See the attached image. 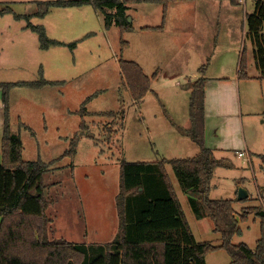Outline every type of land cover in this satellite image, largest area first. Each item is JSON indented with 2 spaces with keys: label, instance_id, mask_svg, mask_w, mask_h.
<instances>
[{
  "label": "rangeland",
  "instance_id": "1",
  "mask_svg": "<svg viewBox=\"0 0 264 264\" xmlns=\"http://www.w3.org/2000/svg\"><path fill=\"white\" fill-rule=\"evenodd\" d=\"M47 1L55 0H0V11L6 7L13 10L0 15V29L8 33L6 37L0 35V84L37 82L42 74L46 80L60 82L38 90L15 87L11 91L12 133L22 139L25 161H56L44 177L48 187L46 196L51 202L47 214L54 220L55 229L52 232L51 226L49 239L104 244L117 237L116 197L122 161L191 158L199 153V147L173 126L168 112H173L174 100L184 103L186 92L182 91L191 93L195 81L192 74L199 73L203 66L208 75L214 74L219 63H223V74L234 75L245 49L248 72L258 75L253 46L247 38L246 18L254 11L256 0L173 3L168 7L167 31L158 41L154 34L139 28L158 23L163 9L160 4H130L127 14L133 30L122 35L115 24L107 28L104 16L92 5L56 9L45 17L36 16L38 3ZM29 24L43 26L48 38L63 45L41 48L39 36ZM121 41L128 42L124 49ZM74 42L75 48L68 46ZM148 44L159 50L154 52L153 59L150 52L145 53ZM121 59L145 60L149 64L146 72L150 76L153 72L157 74V80L152 83L157 91L143 102L135 101L123 82ZM181 72L187 78L164 84L169 76ZM255 83L246 103L247 95L243 91L245 118L242 117L238 126L242 142L250 146L251 156L239 157L241 151L236 150L242 148L235 143L232 122L225 125L231 131L222 139L223 149L214 151L217 158L231 160L234 168L216 170L210 198L233 200L238 218L244 208L264 205V114L260 113L262 108L264 111V82ZM165 88H168L166 97H172L168 110L161 100ZM1 91L0 163L5 121ZM93 95L85 106L88 113L82 116L83 104ZM248 109L255 110L252 116L247 115ZM107 112L112 114H101ZM179 112L178 120L183 122L185 118L187 128L189 108L185 105ZM82 122L88 132L81 135L75 158H61L70 149L72 138L80 132ZM167 170L196 239L219 244L221 236L214 232L212 220L195 215L172 167L168 166ZM240 188L248 192V200H238ZM240 228L241 234L234 237L233 243L256 248L261 238L260 220L254 216L247 221L240 220ZM227 254L221 252L211 257H216L218 264H228ZM208 263L211 264L210 260Z\"/></svg>",
  "mask_w": 264,
  "mask_h": 264
},
{
  "label": "trees",
  "instance_id": "2",
  "mask_svg": "<svg viewBox=\"0 0 264 264\" xmlns=\"http://www.w3.org/2000/svg\"><path fill=\"white\" fill-rule=\"evenodd\" d=\"M187 1L192 0H55L39 2L36 16L45 17L56 9L92 5L104 16L107 28L115 24L123 35L133 30L127 14L130 4L146 2L162 5L163 23L157 28L163 29L170 4ZM12 12L11 7H6L0 15ZM246 18L247 38L253 46V57L259 71L256 78L263 80L264 0H256L254 11ZM28 27L37 32L41 48L63 45L48 38L43 26L29 24ZM121 42L124 48L126 42ZM68 46L75 48L77 43ZM120 68L123 82L133 99L140 102L152 90L157 74L149 76L138 63L124 59L120 60ZM206 71V66L201 67V76L191 85L190 126L183 128L175 125L181 135L190 138L199 147V153L191 158L122 161L120 189L116 197L119 218L117 237L108 243L90 245L49 239L51 226L52 232L55 229L54 220L47 214L51 202L46 196L48 187L44 177L56 161H25L22 139L11 129L10 93L15 87L38 90L60 82L46 80L41 73V80L37 82L0 84L5 116L3 161L0 163V264H207V256L221 250L230 256V264H264V205L244 208L238 218L232 200L210 198L216 170L232 169L234 164L227 158H216L213 150L206 146ZM238 76L241 80L254 78L248 72L245 49L240 58ZM93 97L95 95L83 104L82 116L88 113L85 106ZM101 114L111 115L112 112ZM80 132L72 138L70 149L61 158H75L80 137L88 132L84 122L80 125ZM168 166L172 167L180 188L188 195L195 215L199 219L208 216L212 220L214 232L221 236L220 245L196 240L168 173ZM251 216L258 218L261 226V238L254 249L245 243H233L234 237L242 231L240 220L247 221Z\"/></svg>",
  "mask_w": 264,
  "mask_h": 264
},
{
  "label": "crops",
  "instance_id": "3",
  "mask_svg": "<svg viewBox=\"0 0 264 264\" xmlns=\"http://www.w3.org/2000/svg\"><path fill=\"white\" fill-rule=\"evenodd\" d=\"M172 4H170V6ZM161 15H162V18H159V20H157L158 23H156L154 25L153 24L152 25H142L139 28V29H141L144 27H154L155 28L154 30H141V31L145 32V33H149V35L154 34L153 36H156L155 41L161 40L163 34L167 31L166 23H165V26L163 29L157 28V27H160L163 23V9L161 11ZM169 18H170V13H169V9H168L167 17L165 20L167 23H168ZM126 33H128V32H126ZM126 33H124V34H126ZM0 35L2 37L3 36L6 37V36H8V33L6 30L0 29ZM2 37H0V38H2ZM179 41L180 40H178V42ZM127 45H128V42H126L125 47H127ZM129 46H130V44H129ZM156 50H158V49L155 47V45L148 44L146 47L145 53L150 52L152 54L151 59H153L154 52ZM132 61L138 63L143 68L144 72L147 75H149L145 70L146 64L148 65V67H149V64L145 60H142V62H140L139 59L132 60ZM239 62L240 61H238V65H239ZM153 64H155V63L153 62ZM153 64H151V65H153ZM223 68H224L223 63H219L214 74L208 75L207 71L205 74V77L207 79L206 94H205L206 95V101H205V103H206V146L208 148L212 149L213 152L223 149L220 147L222 139L224 140L227 137V135L229 134V132L231 131V128H229L228 126H225V125L232 122L235 125V129L233 131L235 143L240 144L241 148H242V150H236V151H241L239 153H244V156H245V154H250V156H251L252 151L250 150V146L248 145V143L246 141H245V143L242 142V140L240 138L242 135L241 130L238 128L239 123L242 120V117L245 118L244 117V108H243L244 102L242 101V95H243V91H244L247 95V99L245 100V103H246L247 100L249 99V97L252 96L251 88L256 86L255 82H264V79L260 80V79L256 78L257 75H251V77H254V78L249 79V80H241V79H239V76H238L239 68L237 69V72L234 75L233 74H230V75L223 74L224 73ZM154 74H155V72H153L152 76ZM185 77L187 78V75L184 74L183 72H181L179 74L169 76L168 81H166L164 84H171V82L174 79H182ZM199 77H200L199 73L192 74V78H195V80H197ZM155 79L153 80V83L155 82ZM154 88H155L154 85H152V90L146 95L145 98H147V96L149 94L155 93L157 91ZM167 89L168 88L164 89L165 90V96L161 99L166 108L171 103L170 99L172 98V97L169 98L168 96L166 97V95H168ZM248 89H250V92L248 91ZM246 90H247V92H246ZM182 92H184V93L186 92V94H184V95H186V96H184L186 102L184 101V103H183V101L182 102L180 100L177 101V99L174 100L173 103L175 106H173V112H170V111H168V112H169V116L172 117V120H173L172 124L174 127H176L175 125H177V126L186 128L185 125H187L186 124L187 122H185V118H184L183 122H180V120H178V117L181 116V112H179V110L183 109V106L185 107V105H187V109L189 108L191 93H190V90L182 91ZM144 99L141 100L140 102H143ZM248 105L249 104L247 103L246 106H248ZM167 110H168V108H167ZM246 111H247L246 113L248 116H252L251 113L255 110L248 109ZM260 113L264 114L263 108L260 110ZM182 116H183V114H182ZM178 122L182 123V125H180ZM189 122H190V118H189ZM214 155H215V153H214ZM260 193L262 194L261 191H260ZM248 197H249V195H248ZM263 201H264V199H263ZM233 204H234V201H233ZM186 217H187V215H186ZM187 219H188V217H187ZM189 224H190V222H189ZM190 226H191V224H190ZM118 228H119V218H118ZM191 228H192V226H191ZM192 231H193V229H192ZM117 233H118V231H117ZM193 233H194V231H193ZM194 236H195V234H194ZM217 245H220V239H219V244H217ZM221 252H225V251L221 250V251H217V252L209 254L207 256V259H206L207 264H209L208 260H210L211 264H218L219 260L216 257H211V256H214L215 254H220ZM227 256L229 258L228 264H230L231 258L228 254H227Z\"/></svg>",
  "mask_w": 264,
  "mask_h": 264
},
{
  "label": "water",
  "instance_id": "4",
  "mask_svg": "<svg viewBox=\"0 0 264 264\" xmlns=\"http://www.w3.org/2000/svg\"><path fill=\"white\" fill-rule=\"evenodd\" d=\"M247 198H248V192L245 189L240 188L238 193V200L243 201Z\"/></svg>",
  "mask_w": 264,
  "mask_h": 264
},
{
  "label": "built area",
  "instance_id": "5",
  "mask_svg": "<svg viewBox=\"0 0 264 264\" xmlns=\"http://www.w3.org/2000/svg\"><path fill=\"white\" fill-rule=\"evenodd\" d=\"M239 157H244V153H239Z\"/></svg>",
  "mask_w": 264,
  "mask_h": 264
}]
</instances>
